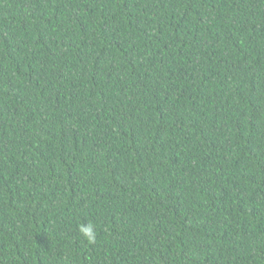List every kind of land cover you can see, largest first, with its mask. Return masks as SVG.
<instances>
[{
  "label": "trees",
  "instance_id": "obj_1",
  "mask_svg": "<svg viewBox=\"0 0 264 264\" xmlns=\"http://www.w3.org/2000/svg\"><path fill=\"white\" fill-rule=\"evenodd\" d=\"M0 264H264V0H0Z\"/></svg>",
  "mask_w": 264,
  "mask_h": 264
},
{
  "label": "clouds",
  "instance_id": "obj_2",
  "mask_svg": "<svg viewBox=\"0 0 264 264\" xmlns=\"http://www.w3.org/2000/svg\"><path fill=\"white\" fill-rule=\"evenodd\" d=\"M78 232L83 241L91 245L96 242L97 232L92 223L78 225Z\"/></svg>",
  "mask_w": 264,
  "mask_h": 264
}]
</instances>
